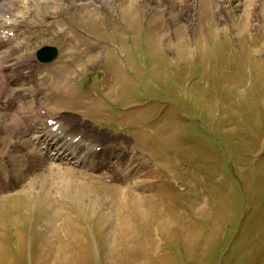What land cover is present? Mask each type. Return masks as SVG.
<instances>
[{"label": "rangeland", "instance_id": "1", "mask_svg": "<svg viewBox=\"0 0 264 264\" xmlns=\"http://www.w3.org/2000/svg\"><path fill=\"white\" fill-rule=\"evenodd\" d=\"M13 1L0 15L12 33L0 44V264H264V0H201L198 22L176 0L161 13L162 0L133 1L135 15L130 0ZM44 44L55 62H36ZM20 62L22 86L9 79ZM40 107L108 158L80 164L64 145L66 158L45 159L25 132L44 130Z\"/></svg>", "mask_w": 264, "mask_h": 264}, {"label": "bare ground", "instance_id": "2", "mask_svg": "<svg viewBox=\"0 0 264 264\" xmlns=\"http://www.w3.org/2000/svg\"><path fill=\"white\" fill-rule=\"evenodd\" d=\"M17 1V0H16ZM44 1V0H43ZM125 1V0H124ZM133 1H136V0H130L128 3H127V5L129 4V7H130V9L127 11V12H130L129 14L130 15H135L136 14V12H135V9L133 10V8H135L136 6L133 4ZM201 0H191V1H188L187 2V0H184V1H177L176 0V2L177 3H183V5L182 6H184V4H187V6H184V9L185 8H191L192 7V9L194 8V6H192V5H195V8L197 9V17H196V22H198L199 21V18L201 17V14H200V10H199V8H201L202 9V5H203V1H201ZM213 1H215V3H219V0L217 1V0H211V2L213 3ZM224 1L225 0H223L222 2H221V4H222V6H220V8H221V10H224V9H226L225 8V6L223 5V3H224ZM227 1V0H226ZM229 1V0H228ZM22 2V1H21ZM230 2V1H229ZM256 2H259L258 0H256ZM15 2L13 1V0H0V15H4V13H9V11H11L10 9L12 8L11 6L14 4ZM16 4V3H15ZM159 5H158V8L157 7H155V8H153L152 10H154V11H156V12H159V13H161L162 11L161 10H159V8L160 7H163L164 6V4H165V0H162L161 1V4L160 3H158ZM173 4V3H172ZM172 4H171V2H170V5H168L167 7H166V9L167 10H170L171 8H172ZM198 4H200L201 5V7H200V5H198ZM264 4V3H263ZM190 5V6H189ZM2 6H7L6 8L5 7H2ZM182 6H180L179 5V7L182 9L183 7ZM189 6V7H188ZM259 7V6H258ZM179 10V9H178ZM183 11V10H182ZM123 12V11H122ZM180 12H181V10H180ZM123 14V13H122ZM153 14H156L155 12L153 13ZM181 14V13H180ZM253 14H255V12H253ZM253 14L252 13H250V15L251 16H253ZM261 14V13H260ZM189 15V14H188ZM124 16H126V18L129 16V15H125L124 14ZM264 16V15H263ZM254 17V16H253ZM12 18V17H11ZM13 18H14V16H13ZM264 18V17H263ZM16 19H18V17L16 18ZM16 19H14V20H16ZM132 19H133V17H132ZM19 20V19H18ZM18 20H16L17 22H18ZM200 20H201V18H200ZM244 20V21H243ZM160 21H162L163 22V20L161 19ZM243 21V22H242ZM247 17L245 16V17H242L241 16V19H240V22H239V24H238V30L241 32V30H242V28L245 26V25H247ZM157 24H158V22H157ZM198 25V24H197ZM187 26H189V25H187ZM196 26V25H195ZM3 26H2V24L0 23V30L1 29H3L2 28ZM176 31V30H175ZM118 64H119V61H118ZM20 68H21V72H19L20 73V75H17V76H12L11 78H9L10 79V82H14V83H17L19 86H22V78H26V76L29 74V71L28 70H26V66L23 64V63H20L19 65H18ZM120 66V65H119ZM121 68V67H120ZM122 74V73H121ZM3 77H4V75H2ZM1 76V77H2ZM7 77V76H6ZM6 77H4V78H6ZM3 79V78H2ZM4 81H5V79H4ZM6 82V81H5ZM3 85L6 87V83H4L3 82ZM4 86H1L0 85V87H4ZM4 87V88H5ZM1 90H3V89H1ZM0 90V94H1V91ZM19 90V89H18ZM5 91V90H4ZM3 94V93H2ZM5 94V93H4ZM7 94V93H6ZM18 97H20V99L19 100H17L16 101V105H15V107H13L10 103H8V104H6L5 106H3L4 107V109H11V110H13V108H17L18 107V105H17V102L18 101H21V100H23L24 99V95L22 94V95H18L17 97H16V99L18 98ZM43 110L42 109H38V110H36V113L39 115V116H42V117H47V118H50V116H47V114H45L44 112H42ZM24 120H26L25 119V117H24ZM35 126L34 125H32V123H29L28 125H27V127H26V131L25 132H28V133H31V132H33V135L36 137V138H38V141L40 142V144H41V149H43V152H44V154L46 155V156H44V157H46V158H48L47 156H56V159H58L59 158V152L61 151V147L62 146H64V145H66V146H68V148L71 150V151H73V153L75 154V157L77 158V162H79L80 164H83L84 162H83V160L84 159H81V155H79V153L80 152H82V153H84L85 155H83L84 157L87 155V154H91V153H93V154H97V155H102L103 153L102 152H99V151H96L97 149H99V148H96V146L94 147V144H92L91 142H89V141H84V142H82L81 143V145H80V142L77 140V138H78V136L77 135H72L71 133H72V129L71 128H69V127H67V126H65V129H69L70 130V133H69V135H67V130L65 131L64 129H62V128H58L59 130H57V131H53L52 130V126H45L44 127V132H39V131H35ZM25 130V129H24ZM46 132H47V135H46V137H45V139H41V136H43V135H45L46 134ZM66 132V133H65ZM17 135V134H16ZM47 139H49V141L47 140ZM24 144L26 145V144H34L33 142H30V140H28V139H26V141H24ZM96 145V144H95ZM28 147V146H27ZM87 147H90V148H87ZM94 147V148H93ZM78 148H79V150H80V148L82 149H85V150H87L89 153H85L84 152V150H80V152H79V150H78ZM87 148V149H86ZM91 148H93V150L91 149ZM101 151H102V149H101ZM28 153V152H27ZM26 153V154H27ZM114 154H116V153H114ZM100 157V156H99ZM104 157H105V155H104ZM53 158H55V157H53ZM100 163H102V161L100 162ZM18 164H19V162H18ZM20 166H22V165H20ZM21 168H23V167H21ZM21 168H20V170H21ZM19 170V171H20ZM22 173V172H21ZM23 174V173H22ZM21 174V175H22ZM2 176V175H1ZM4 177V176H3ZM1 179V178H0ZM0 181H2V180H0ZM4 181V180H3ZM3 181H2V183H3ZM1 183V182H0ZM1 183V184H2ZM3 186V185H2Z\"/></svg>", "mask_w": 264, "mask_h": 264}, {"label": "water", "instance_id": "3", "mask_svg": "<svg viewBox=\"0 0 264 264\" xmlns=\"http://www.w3.org/2000/svg\"><path fill=\"white\" fill-rule=\"evenodd\" d=\"M57 54V50L54 47H43L40 50L37 51L36 55L37 58L41 62H49L55 58Z\"/></svg>", "mask_w": 264, "mask_h": 264}]
</instances>
